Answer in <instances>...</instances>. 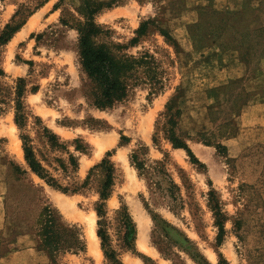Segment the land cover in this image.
I'll list each match as a JSON object with an SVG mask.
<instances>
[{"label": "rangeland", "instance_id": "rangeland-1", "mask_svg": "<svg viewBox=\"0 0 264 264\" xmlns=\"http://www.w3.org/2000/svg\"><path fill=\"white\" fill-rule=\"evenodd\" d=\"M101 1L111 6L93 15L100 28L93 41L116 57L150 56L136 66L137 79L128 82L125 96L103 109L93 106L94 85L78 62L80 0H0V32L6 23L18 24L0 44V177L8 223L0 251L13 248L14 235L27 231L45 264H110L98 239L93 250L87 241V218L96 220L103 179L94 165L104 158L113 168L104 200L106 230L123 264H215L219 257L229 264H264V142L242 133L235 121L243 105L264 100V32L249 31V0L234 16L199 7L186 34L181 0ZM142 3L150 7L138 9ZM142 21L145 29L137 34ZM212 44L218 58L206 51ZM238 66L244 73L233 77ZM17 77L24 84L21 128L13 121ZM168 115L197 162L171 146ZM43 128L56 136V145L46 142ZM20 134L56 182L76 187L74 192L48 186L30 172ZM131 154L143 171L130 162ZM209 198L221 215L219 242ZM44 206L60 224L76 227L81 251L50 258L37 246L36 218ZM121 207L134 225L129 249L115 231L113 217Z\"/></svg>", "mask_w": 264, "mask_h": 264}, {"label": "trees", "instance_id": "trees-1", "mask_svg": "<svg viewBox=\"0 0 264 264\" xmlns=\"http://www.w3.org/2000/svg\"><path fill=\"white\" fill-rule=\"evenodd\" d=\"M260 2H262V0H260ZM110 6L111 2L80 0L78 12L81 14L82 19L76 21L74 26L77 33L78 62L87 79L94 85L95 92L93 93L92 104L99 109L110 107L113 102L123 98L129 87L128 82L136 81L137 79L136 76H134L136 66L141 63L147 64L150 61V56L146 52L141 54L138 58L133 56L116 57L107 50L105 45L93 41V37L100 31L98 24L94 22L93 15L102 8ZM211 12L230 14L233 16L238 14V11L230 10L215 11L211 9ZM232 20L233 19L229 21ZM17 28L18 24L6 23L0 32V44L5 43ZM144 29L145 21H142L135 29V32L137 34H142ZM249 31L256 32L255 34L257 36V33L259 35L262 34L261 32H264V27H251ZM159 32L166 41L171 39L166 32L162 30H159ZM245 37L244 39H246ZM131 41H133V39H131ZM23 92V78L17 77L12 102L14 109L13 121L18 128L23 126L25 120V112L21 101ZM169 108L170 105L166 107V109ZM176 111L177 109L175 112ZM167 123L170 125V127L166 129L167 139L171 146L173 148L182 149L191 162H197V159L194 157L187 144L174 134L171 127L174 121L170 115H168ZM42 131L46 142H48L50 146L56 145V136L50 133L46 128H43ZM19 138L21 141L23 160L31 173L41 179L46 185L63 192H74L77 189L76 187L68 189L60 186L55 178H53L35 158L32 148L28 143V137L24 134H20ZM74 148L81 149L82 147L76 144ZM106 155H108V153H106ZM130 162L137 170H144L142 163L137 160L135 154H131ZM70 163H72L71 157ZM97 166L101 168L103 179L98 190V202L94 204L93 208L96 216L95 235L99 241V248L103 257L108 260L110 264H123L118 260L117 253L110 244L109 235L106 230L104 200L108 197L112 185L113 168L111 163L104 158L100 159L99 163L94 165V167ZM163 174L165 173L163 172ZM167 182L169 183V188L174 187L170 179H168ZM208 200L215 225L218 229L216 240L219 242L222 234V221L219 207L216 200H212L211 198ZM57 218H59V215L48 206L42 207L36 218V224L38 225L35 232L37 246L43 249L50 258L58 251H81L83 243L79 239L76 227L73 224H60ZM113 219L115 222L116 236L120 241V246L124 249H129L134 235V225L130 216L125 208L121 207L115 211ZM215 264L229 263L224 258L219 257Z\"/></svg>", "mask_w": 264, "mask_h": 264}, {"label": "crops", "instance_id": "crops-1", "mask_svg": "<svg viewBox=\"0 0 264 264\" xmlns=\"http://www.w3.org/2000/svg\"><path fill=\"white\" fill-rule=\"evenodd\" d=\"M184 4L180 14L187 19L182 28L186 34V26L190 22H195L194 16H198L197 9L199 7H208L215 11H239L244 5V0H181ZM162 3L165 0L161 1ZM250 8L254 13L253 21L249 24V27L262 26L264 27V10L260 7V0H249ZM140 8H149L150 6L142 3L138 5ZM206 51L215 53L218 58V48L215 44L210 45ZM235 60L236 54L234 53ZM235 67L233 77H240L243 75V71ZM236 70V71H235ZM236 124L242 133L257 134L258 139L264 142V100L254 103H248L243 105L239 113L235 117ZM251 136V135H250ZM6 191V185L4 180L0 177V238L7 231V217L5 216L6 204L4 202V194ZM13 248L7 251H0V264H45V255L36 250L34 247L33 236L27 232L22 231L14 235L12 239Z\"/></svg>", "mask_w": 264, "mask_h": 264}, {"label": "bare ground", "instance_id": "bare-ground-1", "mask_svg": "<svg viewBox=\"0 0 264 264\" xmlns=\"http://www.w3.org/2000/svg\"><path fill=\"white\" fill-rule=\"evenodd\" d=\"M95 220L93 217L87 218V241L89 244V247L91 250H93L95 247H97V237L95 235V230H94V225H95ZM95 253L97 255L100 254L99 250H95Z\"/></svg>", "mask_w": 264, "mask_h": 264}]
</instances>
